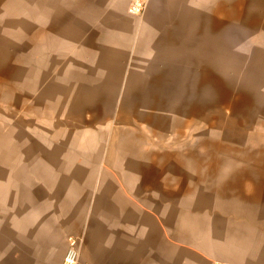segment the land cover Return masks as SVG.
Wrapping results in <instances>:
<instances>
[{
  "label": "crops",
  "instance_id": "obj_1",
  "mask_svg": "<svg viewBox=\"0 0 264 264\" xmlns=\"http://www.w3.org/2000/svg\"><path fill=\"white\" fill-rule=\"evenodd\" d=\"M133 1L0 0V264H264V155L220 149L264 143L195 102L264 131V0Z\"/></svg>",
  "mask_w": 264,
  "mask_h": 264
},
{
  "label": "rangeland",
  "instance_id": "obj_2",
  "mask_svg": "<svg viewBox=\"0 0 264 264\" xmlns=\"http://www.w3.org/2000/svg\"><path fill=\"white\" fill-rule=\"evenodd\" d=\"M205 84L206 82L202 78H199V81H197V100H195L198 109L197 140L201 141L203 144L202 138H220L222 135L225 138L234 139L236 141H242L244 139L250 143H264V131L256 133V131L253 130L252 118L249 117L250 115L245 108H239L237 100H234L235 103L232 105L231 103L233 100L224 97L221 98L220 92L213 93L215 98H205L204 96L207 94L204 92ZM239 106H242V104H239ZM232 107H234V111H232ZM190 122H193V120L191 119ZM200 149L201 152L203 151L205 153L208 148L202 147ZM220 149L228 154L230 152H235V154L246 153L249 155H264V147L253 145L244 147L243 151H230V148L225 147Z\"/></svg>",
  "mask_w": 264,
  "mask_h": 264
},
{
  "label": "built area",
  "instance_id": "obj_3",
  "mask_svg": "<svg viewBox=\"0 0 264 264\" xmlns=\"http://www.w3.org/2000/svg\"><path fill=\"white\" fill-rule=\"evenodd\" d=\"M145 0H134L128 7V12L135 16H141L146 10ZM79 261V240L69 239L68 249L63 259V264H78Z\"/></svg>",
  "mask_w": 264,
  "mask_h": 264
}]
</instances>
